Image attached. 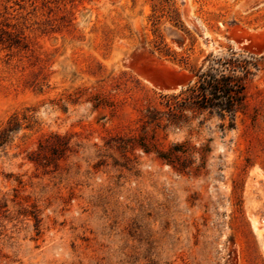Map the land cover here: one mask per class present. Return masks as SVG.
Returning <instances> with one entry per match:
<instances>
[{
	"label": "rangeland",
	"instance_id": "rangeland-1",
	"mask_svg": "<svg viewBox=\"0 0 264 264\" xmlns=\"http://www.w3.org/2000/svg\"><path fill=\"white\" fill-rule=\"evenodd\" d=\"M263 31L264 0H0V264H264V54L233 36ZM227 49L233 128L177 129L161 86Z\"/></svg>",
	"mask_w": 264,
	"mask_h": 264
},
{
	"label": "trees",
	"instance_id": "trees-1",
	"mask_svg": "<svg viewBox=\"0 0 264 264\" xmlns=\"http://www.w3.org/2000/svg\"><path fill=\"white\" fill-rule=\"evenodd\" d=\"M255 61L254 57L232 49L206 56L199 67H191L188 71L192 81L186 88L163 96L168 101H174L168 108L167 121L179 129L178 124L188 118L187 114L206 113L220 121L227 119L228 128L232 129L235 116L244 105L246 81L253 75L252 70H256ZM156 122L160 124L161 121L157 119ZM19 129L18 119L11 117L0 128V148L9 143L11 135Z\"/></svg>",
	"mask_w": 264,
	"mask_h": 264
},
{
	"label": "water",
	"instance_id": "water-1",
	"mask_svg": "<svg viewBox=\"0 0 264 264\" xmlns=\"http://www.w3.org/2000/svg\"><path fill=\"white\" fill-rule=\"evenodd\" d=\"M239 40L241 43L245 40H254L256 41L255 44L251 46L250 49H255L257 54H264V33H261L259 35H248L245 32L240 33V35L233 34ZM185 78L180 76L176 77L175 79L171 80L170 82H166L161 87L165 91L169 92H175L177 90H181L185 87Z\"/></svg>",
	"mask_w": 264,
	"mask_h": 264
},
{
	"label": "bare ground",
	"instance_id": "bare-ground-1",
	"mask_svg": "<svg viewBox=\"0 0 264 264\" xmlns=\"http://www.w3.org/2000/svg\"><path fill=\"white\" fill-rule=\"evenodd\" d=\"M261 33H264V31L263 32H259V33H255V34H251V35H259V34H261ZM256 43V41H254V40H250V41H248V40H245V41H243L242 42V44H240V45H242V46H244V45H247V46H250L249 48H251V46L253 45V44H255ZM256 51V50H255ZM161 90V89H160ZM164 90V89H163ZM165 91V90H164ZM167 92V91H166ZM169 92H172V91H169Z\"/></svg>",
	"mask_w": 264,
	"mask_h": 264
}]
</instances>
